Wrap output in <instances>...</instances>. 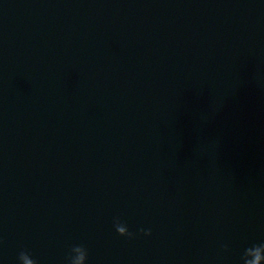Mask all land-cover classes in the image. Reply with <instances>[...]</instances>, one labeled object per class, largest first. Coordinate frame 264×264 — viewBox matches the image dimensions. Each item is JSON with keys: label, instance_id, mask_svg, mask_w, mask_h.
I'll return each instance as SVG.
<instances>
[{"label": "water", "instance_id": "95a60500", "mask_svg": "<svg viewBox=\"0 0 264 264\" xmlns=\"http://www.w3.org/2000/svg\"><path fill=\"white\" fill-rule=\"evenodd\" d=\"M262 242L264 0H0V264Z\"/></svg>", "mask_w": 264, "mask_h": 264}, {"label": "clouds", "instance_id": "9594fccd", "mask_svg": "<svg viewBox=\"0 0 264 264\" xmlns=\"http://www.w3.org/2000/svg\"><path fill=\"white\" fill-rule=\"evenodd\" d=\"M115 229L122 237L135 239L136 233L129 230L126 223L119 218L115 220ZM140 232L145 236H151V229H140ZM222 248L225 252L229 250L227 244H223ZM89 253L84 245H74L71 247L69 255L67 256V264H88ZM19 264H38L31 253L27 250L21 251L18 256ZM240 264H264V242L252 244L243 250L240 257Z\"/></svg>", "mask_w": 264, "mask_h": 264}]
</instances>
